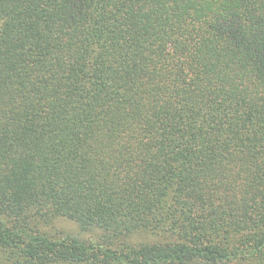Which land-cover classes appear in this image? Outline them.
I'll list each match as a JSON object with an SVG mask.
<instances>
[{"label": "trees", "instance_id": "trees-1", "mask_svg": "<svg viewBox=\"0 0 264 264\" xmlns=\"http://www.w3.org/2000/svg\"><path fill=\"white\" fill-rule=\"evenodd\" d=\"M0 264H264V0H0Z\"/></svg>", "mask_w": 264, "mask_h": 264}, {"label": "rangeland", "instance_id": "rangeland-1", "mask_svg": "<svg viewBox=\"0 0 264 264\" xmlns=\"http://www.w3.org/2000/svg\"><path fill=\"white\" fill-rule=\"evenodd\" d=\"M56 225H57V231L58 232L61 231L64 233H70L73 235H77L84 240H88L91 238V236H95L94 234L92 235L89 233H83L82 231H80L78 229V227L75 224H73L67 220H61V221L57 222Z\"/></svg>", "mask_w": 264, "mask_h": 264}]
</instances>
